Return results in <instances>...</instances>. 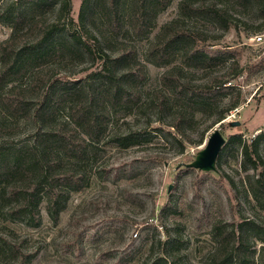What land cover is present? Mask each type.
Instances as JSON below:
<instances>
[{
  "label": "rangeland",
  "instance_id": "rangeland-1",
  "mask_svg": "<svg viewBox=\"0 0 264 264\" xmlns=\"http://www.w3.org/2000/svg\"><path fill=\"white\" fill-rule=\"evenodd\" d=\"M227 1L231 10L227 30L208 17L182 16L179 0H172L143 38L126 32L112 35L96 12L90 16L86 10L81 16L83 0H70L67 14L59 13L58 3H54L51 9L32 16L33 21L55 22L57 33L73 49L64 44L40 63L28 59L23 74L8 79L5 89L15 86L31 105L43 92L42 84L33 81L38 72L66 81L71 78L73 88L90 91L97 86L95 75L102 67V52L86 55L73 45L68 32L89 40L102 39L110 52L118 51L119 42L134 45L144 64L145 78L138 87L140 99L136 104L104 103V136L88 144L84 159H63L65 165L84 174L86 184L68 195L56 223L46 210L44 198L36 219L27 214L15 216L10 212V200L2 202L0 264L11 260L13 242L30 254L28 264H172L174 257L185 264H208L209 254L219 245L212 231L215 223L237 230L238 224L249 222L242 227L257 228L262 215L243 184L246 172L252 174L253 170L243 165L238 145L229 137L241 134L242 140L250 141L264 130V13L250 4L238 6L235 0ZM29 5L24 0H0V42L12 32L5 9ZM173 19L201 32L212 47L238 54L240 71L231 84L232 94H238L240 103L226 115L222 126L215 123L207 128L208 121H202L198 113V123L181 132L170 125L171 111L161 110L153 101L154 92L161 88V73L174 65L184 66L178 55L163 65L145 57L149 41ZM27 32L32 38L31 30H20L24 35ZM255 34H262V41L253 39ZM24 37L23 45H30ZM229 62L214 67V74L224 72ZM183 68L193 80L208 78L202 69ZM221 98L227 101L230 95ZM57 108L49 122L65 120L87 139L81 128L70 122L68 103ZM231 120L239 124H228ZM0 124V146L14 148L30 144L37 126L32 117L10 116L1 107ZM215 129L224 138L221 153L212 167L201 168L196 164ZM124 137L129 144L122 141ZM258 151L264 159V143ZM168 198L169 206L161 210ZM248 245L254 248L249 257L252 264H264V239L252 235Z\"/></svg>",
  "mask_w": 264,
  "mask_h": 264
},
{
  "label": "trees",
  "instance_id": "trees-1",
  "mask_svg": "<svg viewBox=\"0 0 264 264\" xmlns=\"http://www.w3.org/2000/svg\"><path fill=\"white\" fill-rule=\"evenodd\" d=\"M24 1L30 4L27 8L8 7L4 11L12 32L0 42V107L10 116L32 117L37 126L30 144L19 148L0 146V207L4 200H10V212L13 215L27 214L36 219L39 216L38 205L44 198L46 210L56 223L68 195L86 184L84 174L65 165L63 159H84L88 144H95L104 136L107 112L103 106L106 101L113 106H129L139 101L138 87L145 78V70L132 44L119 42L118 51L110 52L102 39L89 40L77 37L75 32H68L67 36H70L73 45L86 55L102 52V67L95 75L97 86L87 90V93L84 88L69 85L74 83L71 78L66 81L38 72L33 76V81L42 84L43 92L31 105L15 86L7 89L5 86L11 76L23 74L29 65L26 60L35 59L40 63L45 56L51 55L64 44L73 49L57 33L55 22L32 19L36 12L47 11L54 3H58L59 13L67 14L70 0ZM171 1L83 0L80 15L84 16L86 10L90 16L96 12L101 16L105 29L112 35L126 32L143 38L150 32L157 15ZM235 3L238 6L250 4L264 13V0H235ZM178 8L184 17L200 15L212 19L224 30L229 28L231 10L227 0H179ZM179 22V19H173L160 27L146 47V59L155 65H163L178 55L185 67L202 69L208 78L203 81L193 80L187 75L184 66L174 65L161 73V88L154 92L153 101L161 110L171 111L170 125L181 132L193 123H198L195 119L198 113L202 121H208L207 128L215 123L222 126V120L240 103L238 94H232L234 85L231 84V80L240 71L238 54L227 48L212 47L213 44L205 42L201 32ZM24 28L32 31V38L28 32L25 35L20 33ZM24 36L31 41L30 45H23ZM225 61H230L226 70L214 74L213 68L223 65ZM226 95H230V98L223 101L221 97ZM66 102L70 122L80 127L87 139L65 120L49 122L57 107ZM1 132L0 124V135ZM229 138L237 143L243 165L247 164L248 169L253 170L252 174L246 172L243 184L254 199L262 218L255 225L256 229L252 226L242 227L249 222L238 224L237 230L215 223L212 231L219 245L209 254L208 264H252L249 257L253 255L254 248L251 250L248 239L252 235L264 239V159L258 151L260 144L264 143V130L250 141L242 140L241 134H233ZM118 139L121 142V138ZM126 139L124 137L122 141L129 144L130 141ZM220 151L221 148L216 158ZM169 203L168 198L161 210L169 206ZM11 254L8 264H28L30 254L14 242L11 244ZM171 262L185 264L179 257H174Z\"/></svg>",
  "mask_w": 264,
  "mask_h": 264
},
{
  "label": "water",
  "instance_id": "water-1",
  "mask_svg": "<svg viewBox=\"0 0 264 264\" xmlns=\"http://www.w3.org/2000/svg\"><path fill=\"white\" fill-rule=\"evenodd\" d=\"M223 121V120H222ZM230 125H238V120L228 121ZM224 143V138L219 129H215L208 137L205 148L196 165L201 168H210L214 165L215 158Z\"/></svg>",
  "mask_w": 264,
  "mask_h": 264
},
{
  "label": "built area",
  "instance_id": "built-area-1",
  "mask_svg": "<svg viewBox=\"0 0 264 264\" xmlns=\"http://www.w3.org/2000/svg\"><path fill=\"white\" fill-rule=\"evenodd\" d=\"M253 39H255L256 41L260 42L262 41V34H255L252 36Z\"/></svg>",
  "mask_w": 264,
  "mask_h": 264
}]
</instances>
